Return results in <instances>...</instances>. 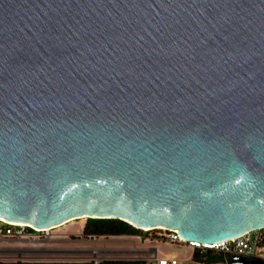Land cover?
I'll return each instance as SVG.
<instances>
[{
  "label": "water",
  "instance_id": "1",
  "mask_svg": "<svg viewBox=\"0 0 264 264\" xmlns=\"http://www.w3.org/2000/svg\"><path fill=\"white\" fill-rule=\"evenodd\" d=\"M0 217L264 230V0H0Z\"/></svg>",
  "mask_w": 264,
  "mask_h": 264
},
{
  "label": "rangeland",
  "instance_id": "2",
  "mask_svg": "<svg viewBox=\"0 0 264 264\" xmlns=\"http://www.w3.org/2000/svg\"><path fill=\"white\" fill-rule=\"evenodd\" d=\"M87 217L72 219L59 226L49 228L38 235L26 237H0V262L43 261V262H87L115 259L102 253L104 244H98L104 235H84L83 228ZM163 229H145L137 235L156 238L164 247V253L178 256L187 254L193 248L185 243H170L161 240ZM110 236V235H109ZM164 254L166 258L169 255Z\"/></svg>",
  "mask_w": 264,
  "mask_h": 264
},
{
  "label": "built area",
  "instance_id": "3",
  "mask_svg": "<svg viewBox=\"0 0 264 264\" xmlns=\"http://www.w3.org/2000/svg\"><path fill=\"white\" fill-rule=\"evenodd\" d=\"M30 228V230L28 229ZM46 229H36L29 225L14 224L3 219H0V237H26L30 235H38L39 232H44ZM161 240L170 243H185L194 249L202 250L212 249L222 252L233 257H243L249 262L264 261V230H253L241 234L228 241L216 244H201L197 242H186L181 239L175 231L163 229ZM156 264H180V260L176 258L155 257ZM235 263V262H234Z\"/></svg>",
  "mask_w": 264,
  "mask_h": 264
},
{
  "label": "crops",
  "instance_id": "4",
  "mask_svg": "<svg viewBox=\"0 0 264 264\" xmlns=\"http://www.w3.org/2000/svg\"><path fill=\"white\" fill-rule=\"evenodd\" d=\"M99 237L98 244H104L102 253L111 255L115 259L126 260H143L147 263L156 264L155 257L166 258L164 247L156 238L144 237L137 234H119L110 235L107 239ZM169 255V254H167ZM170 258L180 260V264H229L226 260L214 263H205L193 260V249L187 254L175 256L169 255Z\"/></svg>",
  "mask_w": 264,
  "mask_h": 264
},
{
  "label": "trees",
  "instance_id": "5",
  "mask_svg": "<svg viewBox=\"0 0 264 264\" xmlns=\"http://www.w3.org/2000/svg\"><path fill=\"white\" fill-rule=\"evenodd\" d=\"M30 230V228L28 227ZM141 229L135 228L130 224L120 220L111 218H87L83 228L84 235H119V234H138ZM193 260L205 263H214L227 261L229 264H234L235 260L232 255H227L212 249L193 250ZM0 264H89L87 262H43V261H14L0 262ZM97 264H151L143 260H124V259H108L100 261Z\"/></svg>",
  "mask_w": 264,
  "mask_h": 264
},
{
  "label": "bare ground",
  "instance_id": "6",
  "mask_svg": "<svg viewBox=\"0 0 264 264\" xmlns=\"http://www.w3.org/2000/svg\"><path fill=\"white\" fill-rule=\"evenodd\" d=\"M0 219H3L2 217H0ZM8 221V220H7ZM8 222H10V223H14V224H21V225H29V226H31V227H33L32 225H30V224H28L27 222H17V221H8ZM37 229V228H36ZM49 230V228H46V230ZM143 229H145L146 231H147V229H150V228H143Z\"/></svg>",
  "mask_w": 264,
  "mask_h": 264
},
{
  "label": "flooded vegetation",
  "instance_id": "7",
  "mask_svg": "<svg viewBox=\"0 0 264 264\" xmlns=\"http://www.w3.org/2000/svg\"><path fill=\"white\" fill-rule=\"evenodd\" d=\"M251 264H256L257 262H254V261H252V262H250Z\"/></svg>",
  "mask_w": 264,
  "mask_h": 264
}]
</instances>
